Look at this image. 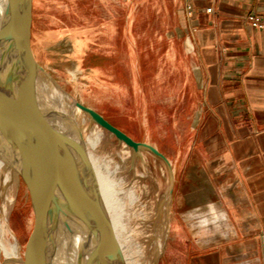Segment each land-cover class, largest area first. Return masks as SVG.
<instances>
[{"label":"rangeland","instance_id":"1","mask_svg":"<svg viewBox=\"0 0 264 264\" xmlns=\"http://www.w3.org/2000/svg\"><path fill=\"white\" fill-rule=\"evenodd\" d=\"M183 17L181 0H32V54L54 84L135 142L154 147L170 164L171 172L146 151H122L121 143L102 129L99 140L94 138L97 145L92 139L87 146L109 180L117 181L115 167L129 157L127 188L135 182L146 191V198L131 207L127 199L113 195L127 264H189L190 256L207 251L195 245L206 234L191 232L177 216L181 180L207 161L199 141L204 90L193 31ZM67 118L69 133L83 144L92 123L69 124ZM11 173L4 184L0 178V264L14 240L20 260L11 264H21L33 228L27 190ZM183 188L188 195L190 186ZM151 203L142 218L141 208ZM211 208L204 205L192 213L199 231L210 220ZM2 218L7 219L5 227ZM156 243L161 245L157 257Z\"/></svg>","mask_w":264,"mask_h":264},{"label":"crops","instance_id":"2","mask_svg":"<svg viewBox=\"0 0 264 264\" xmlns=\"http://www.w3.org/2000/svg\"><path fill=\"white\" fill-rule=\"evenodd\" d=\"M191 2L192 18L183 19L204 90L199 141L207 161L181 180L177 216L206 234L195 245L207 251L189 264H264V30L245 21L264 18V0ZM204 205L211 216L199 231L192 213Z\"/></svg>","mask_w":264,"mask_h":264},{"label":"water","instance_id":"3","mask_svg":"<svg viewBox=\"0 0 264 264\" xmlns=\"http://www.w3.org/2000/svg\"><path fill=\"white\" fill-rule=\"evenodd\" d=\"M32 0H5L0 12V160L25 186L33 228L22 264H121L118 249L91 182L83 144L57 126L36 79L63 92L36 62L31 50ZM67 95V94H66ZM89 121L134 154L146 151L171 172L154 147L135 142L96 111L74 101ZM59 118V117H58ZM70 122V121H68ZM71 124V123H69ZM66 126V127H65ZM171 192V191H170Z\"/></svg>","mask_w":264,"mask_h":264},{"label":"bare ground","instance_id":"4","mask_svg":"<svg viewBox=\"0 0 264 264\" xmlns=\"http://www.w3.org/2000/svg\"><path fill=\"white\" fill-rule=\"evenodd\" d=\"M4 1L5 0H0V12L3 9ZM35 87L37 89V93H38L39 99L43 98V100L45 101V104H46L45 109H46L47 113L50 114L51 116H53L54 114H52L50 112V110H54L57 113H59V115H60V116H58L59 118L57 116H53V118L56 120V122H59V123H57V126L59 128L64 129V125L60 124V119H61L60 117H63V116H65L66 118L70 116V118H71V119H69L70 123H72V121L75 120V121H77V123L79 125L81 123H84V122L88 121V117L87 116L85 117L84 114H82L80 111H78L74 107V100L70 96H68L66 94H63V93H61L60 91H57V90L56 91L52 90V92H51L50 88L48 86H45L43 83H41L40 79H38V78L35 81ZM101 132H102L101 129L99 127H97L95 124L92 123L90 125L88 136H87L86 139H84V143H83L85 161H86L87 167L89 169V174H90V177H91L92 185H93V187L95 189L97 197H98V199L100 201V204H101V206L103 208V211H104L105 218L107 220L109 229L111 231V234H112L113 239L115 241L116 247L118 249L120 262H121V264H127L126 257L124 255L123 246H122V243H121V240H120V234H121V233H119V227H120L119 224L120 223H118V220H117V218L120 215H119V213H118L119 211H118L117 213H118L119 216L116 217L117 213H116V208L114 206L115 202L112 201L113 197H114L113 195H121V197L127 199L128 203H129V206H130V204H134L135 202L137 203V202L140 201V199L146 198V194H145L146 191H145L144 188L138 187V184L135 183V182L132 184V186L127 188V184H128V182L130 180V171H131L130 170L129 157L121 160L120 162H118L117 166L115 167L116 168L115 169L116 173H119L117 181H114V179L113 180L112 179L109 180L110 178L107 179L108 176H106V175H108L109 173L106 174V175L104 173L103 174L100 173V171H99V167L100 166L98 167L97 163H95L97 161V159H96V161L93 160L90 152L88 150H86V149H88L87 146L92 141V139L97 138L99 140L100 136L102 135ZM106 134H107V136L109 138H114L111 134H109L107 132H106ZM94 141H96V140L94 139ZM94 141L92 143H94ZM92 143H90V144H92ZM96 145H97V141H96ZM90 147L92 148L91 145H90ZM121 147H122V151L130 153L129 148L127 146H125L123 143H121ZM103 168H102V170H103ZM106 168H105V171L107 173L108 168H107V170H106ZM110 174H111V172H110ZM102 175H104L106 177H103ZM11 176H12L11 171L7 168V166L4 164V162L0 160V178H2V183L4 184ZM137 187L140 190L139 193H137L136 190H135ZM9 196H11V195H9ZM115 197H117V196H115ZM116 200L117 201H121V200H118V198H116L115 201ZM9 201L10 200H8V202ZM161 205H163V204L161 203ZM118 206H121V204L118 205ZM151 206H153L152 203L150 204L148 209H147V207L146 208L145 207L141 208V210H142L141 211V217L142 218H147L146 214H148L149 211L151 210ZM123 207H124V205H123ZM123 207H122V210H123ZM118 210H120V209L118 208ZM120 218H121V216H120ZM6 220L7 219H3V218L1 219V221H2L1 224H2L3 227L6 226ZM124 228H125V226H124ZM163 228L166 229V224L163 225ZM121 229H123V228H121ZM128 235H127L126 238L129 237ZM149 235H151V234H149ZM158 235L160 236V234H158ZM127 246H129V245H127ZM154 249H155L154 250V252H155L154 256L157 257L160 254V252H161V245L156 243L154 245ZM19 254L20 253H19V250H18V243L16 242V240H14L13 244L10 246V249L9 250H4V257H5L4 264H11V263H13L15 261L19 262V260H20ZM20 262L22 264V260ZM54 264H66V260L62 257V255L61 256L59 255V256H56Z\"/></svg>","mask_w":264,"mask_h":264},{"label":"built area","instance_id":"5","mask_svg":"<svg viewBox=\"0 0 264 264\" xmlns=\"http://www.w3.org/2000/svg\"><path fill=\"white\" fill-rule=\"evenodd\" d=\"M182 1V10L185 17V20L189 22L192 18V9L193 5L191 0H181ZM207 14H211L212 8H207L205 10ZM245 21L249 25V27L257 30H264V18H262L259 14H252L245 17Z\"/></svg>","mask_w":264,"mask_h":264}]
</instances>
